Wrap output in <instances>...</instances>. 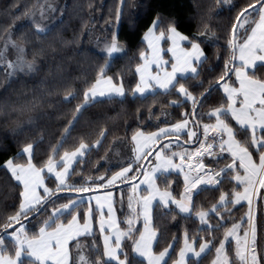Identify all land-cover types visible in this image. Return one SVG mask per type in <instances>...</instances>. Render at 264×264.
<instances>
[{
  "label": "snow or ice",
  "instance_id": "6c2138e0",
  "mask_svg": "<svg viewBox=\"0 0 264 264\" xmlns=\"http://www.w3.org/2000/svg\"><path fill=\"white\" fill-rule=\"evenodd\" d=\"M119 3L117 21L128 7L126 0ZM222 3L237 10L221 45L210 21ZM48 10L54 11L51 4ZM38 12L43 18L45 8L40 6ZM178 23L156 11L142 34L144 47L138 50L134 69L138 82L128 90L122 75L107 72L109 60L127 54L113 35L103 50L105 63L92 79L83 80L80 94L74 95L73 86L79 77L70 78L63 102H80L42 156L38 152L45 137L37 118L30 116L26 122L33 127L13 129L20 150L0 168L16 182L18 196L14 211L0 221V264H169L170 260L171 264H202V254L211 255L213 249L211 264H264V0H247L243 5L213 0L199 14L192 36L181 32ZM54 32L53 27L33 20L35 41L26 38L18 43L11 34L3 37L0 57L9 48L16 52L14 61L5 59L8 75L44 71L38 60L45 53L43 42ZM29 43L32 59L27 58ZM203 44L217 49L214 56L219 64L208 69L211 78L201 80L209 60ZM166 53H171L169 59L164 58ZM189 81L198 83L189 87ZM129 93L141 103H155L161 95L176 96L180 99L167 106L184 111L166 121V126L155 125L154 131L138 121L127 140L128 158L115 166L118 170L88 176L77 172L74 165L102 146L108 129L99 131L94 145L81 138L65 148L76 125L89 108L114 100L123 103ZM43 102L33 96L18 106L0 105V114H7L8 108L13 113H31ZM31 132L39 135L19 142V137ZM172 173L183 177L182 190L178 181L173 188ZM74 176L80 179L73 180ZM48 178L52 186L46 183ZM210 189L218 198L206 207L198 201ZM242 202L247 211L236 218L233 209ZM154 209L158 215L154 216ZM178 214L198 218L209 232L222 230V239L198 240L185 230L178 258H173L170 253L176 251L173 246L178 241L172 237L161 247L166 236L162 219L165 215L175 219ZM82 239L89 243L83 244Z\"/></svg>",
  "mask_w": 264,
  "mask_h": 264
},
{
  "label": "trees",
  "instance_id": "16d2710c",
  "mask_svg": "<svg viewBox=\"0 0 264 264\" xmlns=\"http://www.w3.org/2000/svg\"><path fill=\"white\" fill-rule=\"evenodd\" d=\"M126 2L128 7L123 10L120 20L117 21L115 17L120 7L119 0H0V52L3 51V37L7 34H11L18 43L26 38L35 41L36 38L32 36L33 20L41 24L38 8L61 3L57 14L44 26L55 29L53 36L43 42L45 53L38 60L44 71L28 75L16 73L15 76H11L8 75L9 70L5 67V59L14 61L15 50L9 48L3 53V57H0V105L18 106L33 96L44 100L41 106L31 113H13L11 108H8L7 114H0V165L9 156H17L20 149L18 142L13 139L12 132L13 129L20 127H33L26 123L30 116L37 118V125L45 137L38 155L42 156L49 149L50 144H55L71 117L72 108L80 102L79 100H73L71 104L63 102L66 85L71 82L70 78L79 77L74 81L73 86L76 89L74 95L80 94L83 80L92 79L97 68L105 63L101 50L105 48L113 35L118 36L120 42L125 45L127 54L109 60L111 67L107 72L114 77L122 75L125 88L128 90L130 85L134 87V82H138V75L135 74L134 69L138 61V50L144 47L142 34L156 11L165 17L175 18L179 22V30L192 36L199 26V14L203 13L213 0H126ZM246 2L247 0H232L233 5H243ZM236 10L231 5L226 6L222 3L213 12L210 27L217 36L221 37L219 41L221 45L224 31L234 18ZM33 12L36 13L35 16L32 15ZM32 47L31 43L26 45L28 59H32ZM202 47L209 56L200 77L204 80L211 78L213 73H209L208 69L216 67L219 61L214 56L216 48L210 44H203ZM223 51L221 47L219 52L223 54ZM197 83L198 81H189L188 85L191 87ZM176 99L180 98L161 95L156 98L155 103L151 101L141 103L133 99L129 93L128 99L123 103L114 100L89 108L73 130L65 148H71L81 138L94 145L99 131L104 128L108 129V134L102 141V146L96 147L84 157L82 162H79L78 166H75L76 171L88 176L97 174V171L106 173L109 170H118L105 163V158L112 147L118 141H127L131 134L130 129L135 127L138 121H143L145 128L154 131L155 125L166 126V121L176 119L178 113L184 109L167 106L169 101ZM149 109H151V116ZM38 135V132H31L27 137H19V142L34 139ZM20 162L22 163L23 160ZM79 179V176L73 177V180ZM169 179L173 182L174 189L178 181L182 190V176L172 173ZM48 184L52 186L51 178L48 179ZM227 189L228 185H225L224 190ZM17 196L16 182L11 178L10 173L0 168V221L14 211ZM217 198L218 193L210 189L199 198L198 202L207 207ZM123 211L126 213L127 208L125 207ZM246 211V204L238 205L236 209H233V215L239 218ZM158 214L154 209V216ZM117 215L123 219L119 209ZM215 222V218L210 221L211 224ZM257 223L259 227L261 223L259 214ZM162 225L161 231L165 232L166 236L161 247L171 242L172 237L177 238L178 242L173 246L176 251L170 253L173 258H178V250L182 246L185 230L190 235L195 234L198 240L215 236L216 240L213 243L223 237L222 230L209 232L208 225L201 224L194 216L185 218L184 215L178 214L175 219H172L171 215H165ZM81 242L89 243L84 239ZM230 254L234 253L230 252ZM213 259L214 249L211 255L205 254L200 258L202 264H211Z\"/></svg>",
  "mask_w": 264,
  "mask_h": 264
},
{
  "label": "rangeland",
  "instance_id": "374dc122",
  "mask_svg": "<svg viewBox=\"0 0 264 264\" xmlns=\"http://www.w3.org/2000/svg\"><path fill=\"white\" fill-rule=\"evenodd\" d=\"M66 1V0H65ZM61 4V3H60ZM60 4L57 5H51L53 10H48V6L45 7V15L43 18L40 17L39 20H41V26L44 27L47 23V21L52 20V18L57 14L58 10H59V6ZM226 6H229L228 4H225ZM104 49L101 50V52L104 54ZM123 53L119 54L118 56L122 55ZM171 56V53H168V56H166V54L164 55L165 59H169ZM128 152H129V144L127 143V141H118L110 150L109 154H108V166L110 165V167H115L112 165H117L119 163H123L127 160L128 158ZM84 159V158H83ZM106 159V158H105ZM151 159V158H149ZM76 165H74L75 168ZM49 179V178H48ZM48 179H46V183H48ZM242 204H244V202H242ZM71 248V245H70ZM73 254L75 253V249H72Z\"/></svg>",
  "mask_w": 264,
  "mask_h": 264
},
{
  "label": "crops",
  "instance_id": "0c3cea01",
  "mask_svg": "<svg viewBox=\"0 0 264 264\" xmlns=\"http://www.w3.org/2000/svg\"><path fill=\"white\" fill-rule=\"evenodd\" d=\"M108 155L106 156V159H105V163L108 165ZM110 166V165H109ZM112 166H116V165H112ZM176 174V173H175ZM141 187L143 188L144 186L143 185H141ZM203 187V186H202ZM182 215H184V214H182ZM198 219V218H197ZM203 255H205V254H202V256ZM191 258V256L189 257V259Z\"/></svg>",
  "mask_w": 264,
  "mask_h": 264
}]
</instances>
